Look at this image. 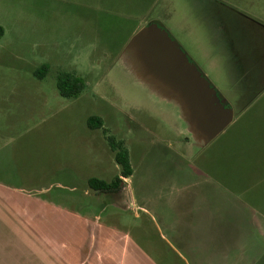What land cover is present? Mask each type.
<instances>
[{"label": "rangeland", "instance_id": "obj_1", "mask_svg": "<svg viewBox=\"0 0 264 264\" xmlns=\"http://www.w3.org/2000/svg\"><path fill=\"white\" fill-rule=\"evenodd\" d=\"M150 22L169 32L228 106L244 107L262 89L264 0H0V194L32 201L34 230L76 231L115 264L260 256L264 89L196 147L177 108L118 61ZM67 73L86 83L77 97L58 90ZM92 115L130 152L134 173L117 192L88 184L120 174L103 130L88 127ZM126 184L135 209L120 206Z\"/></svg>", "mask_w": 264, "mask_h": 264}, {"label": "water", "instance_id": "obj_2", "mask_svg": "<svg viewBox=\"0 0 264 264\" xmlns=\"http://www.w3.org/2000/svg\"><path fill=\"white\" fill-rule=\"evenodd\" d=\"M118 61L152 94L177 108L198 148L207 146L224 132L236 115L264 89L263 81L262 89L244 107L236 110L228 106L179 43L155 22L145 24L132 35ZM122 195L120 206L135 209L130 185L126 184Z\"/></svg>", "mask_w": 264, "mask_h": 264}, {"label": "crops", "instance_id": "obj_3", "mask_svg": "<svg viewBox=\"0 0 264 264\" xmlns=\"http://www.w3.org/2000/svg\"><path fill=\"white\" fill-rule=\"evenodd\" d=\"M33 205L11 193L0 194V264H115L108 249L96 244L83 246L76 231L34 230ZM234 243L235 251L238 242ZM260 250L261 257L252 258L247 252L245 260L240 255L233 259L223 255V264H264V250Z\"/></svg>", "mask_w": 264, "mask_h": 264}, {"label": "trees", "instance_id": "obj_4", "mask_svg": "<svg viewBox=\"0 0 264 264\" xmlns=\"http://www.w3.org/2000/svg\"><path fill=\"white\" fill-rule=\"evenodd\" d=\"M41 70H49L47 65H44ZM57 86L60 94L64 97H77L86 87L84 79L73 73L60 74L57 80ZM88 127L90 129H102L106 141L111 150L115 154V160L120 166V174L115 176L111 181H106L93 177L89 179L88 184L95 191L101 192H117L121 189L123 178H129L133 175L134 169L131 163L129 149L122 139H117L104 127L102 117L92 115L88 118Z\"/></svg>", "mask_w": 264, "mask_h": 264}, {"label": "flooded vegetation", "instance_id": "obj_5", "mask_svg": "<svg viewBox=\"0 0 264 264\" xmlns=\"http://www.w3.org/2000/svg\"><path fill=\"white\" fill-rule=\"evenodd\" d=\"M264 72V71H263ZM264 76V75H263ZM260 78H262L263 79V77H260Z\"/></svg>", "mask_w": 264, "mask_h": 264}]
</instances>
